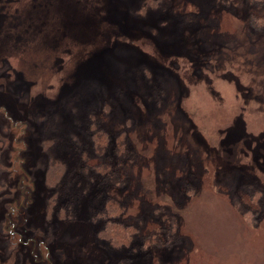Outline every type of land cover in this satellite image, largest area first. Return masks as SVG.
<instances>
[{
	"label": "rangeland",
	"instance_id": "1",
	"mask_svg": "<svg viewBox=\"0 0 264 264\" xmlns=\"http://www.w3.org/2000/svg\"><path fill=\"white\" fill-rule=\"evenodd\" d=\"M239 3L0 0V109L24 126L14 150L36 174L28 229L12 238L21 246L9 247L0 213V264H23L21 254L26 264H264V32ZM93 120L107 156L95 153ZM122 133L138 160L114 196L141 234L114 249L97 239L105 223H90L110 193L96 199L93 173L89 194L78 192L77 168L82 150L93 165L114 162ZM49 141L68 165L61 193L77 192L73 222L49 218ZM172 218L169 246L140 248Z\"/></svg>",
	"mask_w": 264,
	"mask_h": 264
},
{
	"label": "trees",
	"instance_id": "2",
	"mask_svg": "<svg viewBox=\"0 0 264 264\" xmlns=\"http://www.w3.org/2000/svg\"><path fill=\"white\" fill-rule=\"evenodd\" d=\"M236 1H240L239 6H243V4L247 3V6L251 10L249 22L251 29L257 33L258 31L264 32V16H260L256 12L264 7V0ZM235 5L237 4L235 3ZM1 119L6 120L8 125L4 122L2 123ZM19 126L24 128L22 123L8 116V113L4 109H0V213L3 214L2 230L7 236L9 247L21 246V242L14 243L12 238L15 234L21 232L22 228H27V223L29 221L28 215L31 206L34 205L33 202L35 201V198L33 197L36 192L35 171H29V168H25L27 164L26 157L23 156V158L21 155L22 158L18 161V151L14 150V143L16 142L14 140L16 137L14 130ZM90 130H92L91 140L93 142L92 144L95 153L100 157L107 156L110 149L109 135L105 134L100 129L96 120H93ZM44 145L49 152L47 155L49 163L47 166L48 171L45 178V185L47 186L46 188L49 189L48 192H53L52 196L49 197L50 221L58 216L63 222H73L77 217L75 211L71 208V206L74 205L73 200L76 196V189H71V191L64 193H61L60 191L63 180L68 172V165L64 160L55 158L51 154L50 148L53 147L54 141L46 142ZM86 152L87 151L84 150L80 151L81 156L79 158V167L77 169L79 173L82 172L80 174L84 173L83 175L87 182H81L82 185L80 191H77L89 194L91 179L88 175L93 173V181H97L99 183V188H101L100 190H97L98 194H95L96 199H98V195L110 193L107 194V197L104 196L105 201L104 205L102 204V207L95 206L92 210L90 223L95 225L101 221L105 223L104 228L97 232V239L105 242L109 247L114 249L125 245L132 246L134 239L138 234H141V231H139L134 224L123 220L124 214L127 211L126 204L124 200L119 198V196H114V191L115 189L122 188L126 185L129 178L128 169L138 160V153L130 146L129 142L126 141L124 133H122L115 141L113 150V155L115 156L114 162L112 161L110 163V161H108L93 165ZM20 153H22V151ZM18 162L20 163L19 170L16 167ZM14 176H18V179ZM62 194L67 200L65 204L60 207L59 198ZM245 201V197L240 199V206L245 207L244 205H247L244 204ZM245 208H243L244 214L250 222L252 219L251 213H253L254 210L251 211L252 208ZM176 222V218L169 219V228L166 230L167 235L165 234V236L160 235V233L155 230L147 236L142 235L141 238H143V240L140 248L149 250L154 247L169 246L172 243V240L167 236L170 232H175L176 228H178ZM52 233L53 232L49 230V237H47L48 242L54 241ZM20 259L24 262L23 264H26L29 257L25 260L21 254Z\"/></svg>",
	"mask_w": 264,
	"mask_h": 264
}]
</instances>
